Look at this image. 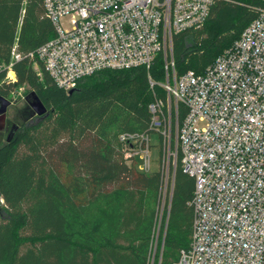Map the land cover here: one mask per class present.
<instances>
[{"label":"trees","instance_id":"1","mask_svg":"<svg viewBox=\"0 0 264 264\" xmlns=\"http://www.w3.org/2000/svg\"><path fill=\"white\" fill-rule=\"evenodd\" d=\"M263 6L219 1L200 29L175 35L178 75L204 73ZM53 37L42 0H0V96L12 100L27 87L41 110L0 146V264H150L163 176L126 159L119 138L150 132L149 105L167 96L163 56L150 70L88 76L69 94L25 57ZM15 44L23 58L13 62L12 83L6 76ZM194 186L179 157L160 264H176L189 248Z\"/></svg>","mask_w":264,"mask_h":264},{"label":"built area","instance_id":"2","mask_svg":"<svg viewBox=\"0 0 264 264\" xmlns=\"http://www.w3.org/2000/svg\"><path fill=\"white\" fill-rule=\"evenodd\" d=\"M42 1L54 37L25 57L66 93L104 70H150L163 56L168 100L149 105L150 132L119 141L126 158L150 173L158 133L163 190L172 192L179 157L194 179L191 242L176 264H264V6L204 73L178 75L173 37L200 29L216 2L236 0ZM11 55L6 80L14 83L13 62L23 58L17 44ZM162 247L163 240L158 264Z\"/></svg>","mask_w":264,"mask_h":264},{"label":"rangeland","instance_id":"3","mask_svg":"<svg viewBox=\"0 0 264 264\" xmlns=\"http://www.w3.org/2000/svg\"><path fill=\"white\" fill-rule=\"evenodd\" d=\"M163 83H161L162 85ZM11 105L7 109V114L5 118V125L0 129V146L7 141V136L10 133V129L12 125L14 126H22L26 123H30L36 120V115L41 111L39 105L36 100L32 96L30 90L27 87L19 88L15 93L12 94ZM168 100V94L166 96V100ZM160 135L158 133H153L151 135V171L150 173L158 172L161 170L162 165V142L160 139ZM126 158V156H125ZM127 159V158H126ZM173 167H171L170 176L172 177ZM165 197V207L162 208V204ZM171 197V189L167 187V191L163 190L162 192V203L159 210L158 223L155 230L154 235V248L156 246V252L153 249L151 263L154 260L153 264H156L157 257L160 252V246L162 241V225L164 223V219L166 216L168 200ZM0 204H2V200H0ZM163 209V210H162ZM159 261H157L158 263Z\"/></svg>","mask_w":264,"mask_h":264},{"label":"water","instance_id":"4","mask_svg":"<svg viewBox=\"0 0 264 264\" xmlns=\"http://www.w3.org/2000/svg\"><path fill=\"white\" fill-rule=\"evenodd\" d=\"M74 90H71L69 92V94L73 93ZM0 102H1V106H0V116H1V120H3L6 116V113H7V109L8 107L12 104L11 101H9L8 99L0 96ZM19 126H16L15 127V131L17 130ZM10 140V139H9ZM8 140V141H9Z\"/></svg>","mask_w":264,"mask_h":264},{"label":"flooded vegetation","instance_id":"5","mask_svg":"<svg viewBox=\"0 0 264 264\" xmlns=\"http://www.w3.org/2000/svg\"><path fill=\"white\" fill-rule=\"evenodd\" d=\"M0 106H1V102H0ZM5 118H6V116H5ZM5 118L3 120H1V116H0V129L5 125ZM15 127L16 126L12 125V127L10 129V133L7 136V140H9L11 138L12 134L15 132Z\"/></svg>","mask_w":264,"mask_h":264}]
</instances>
